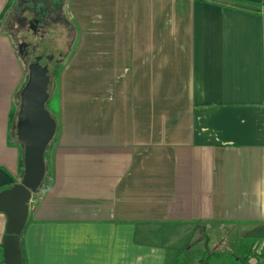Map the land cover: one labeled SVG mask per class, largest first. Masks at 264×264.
<instances>
[{"label":"crops","instance_id":"0c3cea01","mask_svg":"<svg viewBox=\"0 0 264 264\" xmlns=\"http://www.w3.org/2000/svg\"><path fill=\"white\" fill-rule=\"evenodd\" d=\"M31 1L44 4L0 0V190L22 175L12 115L26 72L8 13L27 18ZM226 1L62 0L77 41L59 71L23 264H167L198 243L182 264H238L245 249L260 264L264 0ZM5 225L0 213V244Z\"/></svg>","mask_w":264,"mask_h":264},{"label":"water","instance_id":"95a60500","mask_svg":"<svg viewBox=\"0 0 264 264\" xmlns=\"http://www.w3.org/2000/svg\"><path fill=\"white\" fill-rule=\"evenodd\" d=\"M52 55H38L28 65L27 79L19 92L16 135L22 145L20 181L0 190V213L6 216L0 247L3 264H23L21 233L32 194L41 187L46 172L44 153L56 132L55 116L46 107L53 86L48 69Z\"/></svg>","mask_w":264,"mask_h":264},{"label":"rangeland","instance_id":"374dc122","mask_svg":"<svg viewBox=\"0 0 264 264\" xmlns=\"http://www.w3.org/2000/svg\"><path fill=\"white\" fill-rule=\"evenodd\" d=\"M55 3L57 5H61L59 0H56ZM60 14H61V18L66 20V22L70 23L71 26L73 27L74 20L72 19L71 15L69 13V8H68L66 2H65V4L62 5V8L60 10ZM27 16H28L27 17L28 19L32 16L30 11H27ZM34 16L36 18H39V16L42 17V15H40V14L34 15ZM59 17H60V15L57 16L55 13L50 14L49 18H50L51 26H50L49 22H47L43 25V27L37 33L30 32L29 29H22V31L25 34V39L30 43V45H36V48H34L30 57L35 55V54H37V55H49V54L55 55L56 54L57 55L58 52L65 50L68 47V44L63 42V39L61 37L64 36V37H66V39L67 38L69 39L71 36V33H69V31H67V29H68V27H66L67 25L64 26L63 24H61L59 22ZM57 29L60 31L59 34L57 32ZM73 29H75V28L73 27ZM0 34L6 35L4 32V29H0ZM42 36H43V38H42ZM59 36H60V38H59ZM74 39H75V41H74ZM76 41H77V39L73 37V39H72L73 46L75 45ZM36 42H37V44H36ZM27 48H28V46H27ZM14 50L18 54L17 43L14 44ZM22 62L24 64V69H25V66H27V62H25V61H22ZM23 82L25 83V79ZM24 83H22V85L18 89L17 98H16L17 103L20 100L19 92H20L21 88L23 87ZM57 104H58V97H57V90H55L54 92H52V94L48 100V103H47L48 110L51 112H55L56 108H57ZM228 231H229L228 227H224L223 229H221V232L224 233V235H226V234L229 235ZM198 234L199 233H195L194 236H193V234L192 235L190 234L188 240L192 238V240L194 242L198 238ZM260 236L261 235H259L258 237H260ZM226 238H227V236H226ZM226 238H225V241H226ZM256 238L257 237H255V236H253V237H244V236L242 237L241 236L239 238V243L240 244H243V243L244 244H250V242L257 240ZM205 241H206V238H205ZM198 244H199V245H197L198 247H202V244H200V243H198ZM197 246H194V244L190 245L189 250L187 252H185L184 254H182L180 252L175 253L174 250H170L168 253L167 264H175L176 263L175 258H177V262H179V264H182V262L185 260V258H187V256H185V255H193V253L197 249ZM206 246H207L206 249H211L212 248V241L211 242L206 241ZM246 250L247 249H245L244 252ZM244 252L242 254H244ZM262 252H263V250H262ZM224 253H228V252L225 251ZM229 253H230L229 254L230 259L232 260L234 258L235 253H233L232 250H230ZM204 256H205V254H204ZM207 256H208V252H207ZM262 256H263V254H262ZM188 259H193V258L188 257ZM262 262L263 261L261 260L260 264H263ZM239 263L240 262H238V264ZM188 264H190V263H188Z\"/></svg>","mask_w":264,"mask_h":264},{"label":"trees","instance_id":"16d2710c","mask_svg":"<svg viewBox=\"0 0 264 264\" xmlns=\"http://www.w3.org/2000/svg\"><path fill=\"white\" fill-rule=\"evenodd\" d=\"M55 2H56V0H53V1L52 0H44V4L39 6V8L44 9L45 12H48L50 14L55 13L56 15H60L61 5H57ZM59 2L61 4L62 0H59ZM226 2L231 3L233 5H236V6H242V7H246V8H250V9L254 8L251 5L243 4V3H240L238 1H229V0H227ZM33 5H34V3L31 1L30 2V8L32 10H30V12L31 13H36L37 12L36 10H38V9H35V8L33 9V7H34ZM67 31H69V33H71L72 37L70 36L69 39L68 38L66 39V37L62 36L61 38L63 39V42L68 44V47L65 50H62V51L58 52L57 55L53 54L54 57L51 60V62L49 63V66H48L49 70L51 72V75H52V79H53L52 92H54L57 89V85H58V81H59V71H60L61 67L63 66V63L65 62L67 57L71 54V52H72V50L74 48V46L72 44V39H73V32L72 31L73 30L71 31V29L69 28V30L67 29ZM57 32H58V34L60 33V31L58 29H57ZM59 38H60V36H59ZM25 72H26V76H25V81H26L27 73H28V70H27L26 66H25ZM52 92H51V94H52ZM47 103H48V101L46 102V107H47ZM17 110H18V105H17V107H15L14 113L12 115V122H13V127H14L15 131H16L15 125H16ZM51 113L53 114V112H51ZM55 119H56V117H55ZM56 124H57V120H56ZM53 139H54V137L52 138V140L46 146L45 153H44V158H45V162H46V172H45V175H44V179H43L42 185H43L44 181L46 180V178L48 177V174H49L50 167H49V161H48V151L51 148V144L53 142ZM20 167H21V170L23 172L22 157L20 159ZM40 188H38L34 193H37L40 190ZM1 251L2 250H1V247H0V253H1ZM253 254L254 253L251 252V249H249V251L246 250L245 253L241 257V261H240L241 264H250V262H248V260H249V258L251 256H254ZM259 256H261V254H259ZM1 259H2V257H0V260Z\"/></svg>","mask_w":264,"mask_h":264},{"label":"flooded vegetation","instance_id":"af4514ba","mask_svg":"<svg viewBox=\"0 0 264 264\" xmlns=\"http://www.w3.org/2000/svg\"><path fill=\"white\" fill-rule=\"evenodd\" d=\"M36 11H35L36 13L30 12L32 16L29 19L23 15L24 12H20V10L15 9V8H14V10H12L8 13L10 18H8L7 24L9 23L10 20L14 19L16 21V26H17L15 29H12V30L8 28L9 33H10L12 39L14 40V44L17 43V51H18L19 57L21 58L22 61L27 62V66H26L27 70H28V65L31 62H33L35 60V57L38 55L35 54V55L30 57V55L32 54V51L34 50V48H36V45H30V43L25 39V34L22 31V29H29L30 32L37 33L40 31V29L43 27V25L45 23L49 22V24L51 26L50 18H49L50 13L45 12V10L41 9V8H38V10H36ZM38 14L42 15V17L39 16V18H36L34 16V15H38ZM59 22L61 24H63L64 26L67 25L66 27H68V29H69L68 22H66V20L61 18V14L59 17ZM71 30H73V29H71ZM42 38H43V36H42ZM36 44H37V42H36ZM27 46H28V48H27ZM49 55H51V54H49ZM53 57L54 56L52 55V59H53ZM51 60L48 62V66H49V63L51 62ZM48 69H49V67H48Z\"/></svg>","mask_w":264,"mask_h":264},{"label":"built area","instance_id":"2783aa9c","mask_svg":"<svg viewBox=\"0 0 264 264\" xmlns=\"http://www.w3.org/2000/svg\"><path fill=\"white\" fill-rule=\"evenodd\" d=\"M262 260H263V262H264V254H263Z\"/></svg>","mask_w":264,"mask_h":264}]
</instances>
